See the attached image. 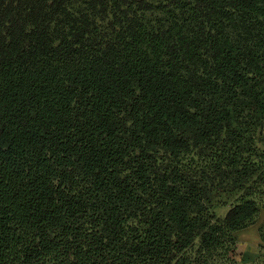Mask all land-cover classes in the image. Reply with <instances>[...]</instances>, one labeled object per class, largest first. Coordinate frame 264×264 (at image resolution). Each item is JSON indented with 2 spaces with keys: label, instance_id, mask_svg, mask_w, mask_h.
Returning <instances> with one entry per match:
<instances>
[{
  "label": "trees",
  "instance_id": "1",
  "mask_svg": "<svg viewBox=\"0 0 264 264\" xmlns=\"http://www.w3.org/2000/svg\"><path fill=\"white\" fill-rule=\"evenodd\" d=\"M263 209L264 0H0V264H246Z\"/></svg>",
  "mask_w": 264,
  "mask_h": 264
},
{
  "label": "rangeland",
  "instance_id": "2",
  "mask_svg": "<svg viewBox=\"0 0 264 264\" xmlns=\"http://www.w3.org/2000/svg\"><path fill=\"white\" fill-rule=\"evenodd\" d=\"M225 211L226 207L218 209L221 214ZM260 225H264V209L256 224L238 231L237 257L243 263L264 264V241L260 236Z\"/></svg>",
  "mask_w": 264,
  "mask_h": 264
}]
</instances>
